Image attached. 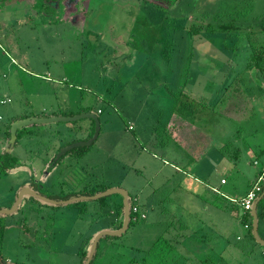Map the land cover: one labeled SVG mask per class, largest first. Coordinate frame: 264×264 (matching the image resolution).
I'll return each instance as SVG.
<instances>
[{
    "label": "rangeland",
    "instance_id": "obj_1",
    "mask_svg": "<svg viewBox=\"0 0 264 264\" xmlns=\"http://www.w3.org/2000/svg\"><path fill=\"white\" fill-rule=\"evenodd\" d=\"M263 13L264 0H172L164 9L146 0H59L58 8L0 0V151L14 118L91 110L100 120L86 146L99 148L93 186L125 189L145 214L102 237L90 264H264L240 204L264 166V73L249 63L252 46L264 48ZM92 125L84 117L23 127L10 152L25 165L0 175V209L25 181L63 198V182L77 189L82 182L46 170ZM101 198L34 210L42 201L25 196L0 213V259L83 264L91 235L118 224L122 197Z\"/></svg>",
    "mask_w": 264,
    "mask_h": 264
},
{
    "label": "water",
    "instance_id": "obj_2",
    "mask_svg": "<svg viewBox=\"0 0 264 264\" xmlns=\"http://www.w3.org/2000/svg\"><path fill=\"white\" fill-rule=\"evenodd\" d=\"M90 118L94 122V131L93 134L85 140H78L73 141L69 144L63 145L56 155L52 158V160H57L60 157H62L64 154H66L68 151L75 147H82V146H89L93 143V141L97 138L99 131H100V120L98 118V115L89 110L83 113L75 114V115H51V116H28L24 118L15 119L10 123L9 126V138L7 141V149L6 151L10 152L11 148L13 147L16 138H17V131L23 127H26L31 124H47L52 122H58V121H75L79 118ZM119 194L122 197V222L121 226L116 229H110L105 228L97 231L93 237L92 241L89 244V247L87 249L86 257L83 260V264H89L91 259L93 258V255L97 249V244L99 240L104 236H119L122 233L126 231V229L129 226L130 222V214H131V205L129 203V193L121 188V187H109L102 191L96 192L94 194L90 195H75L68 197L66 199H53L50 197H46L44 195H41L40 193L33 190L28 184L22 185L17 193L16 198L13 203V205L10 208H2L0 209V213H12L14 212L18 206L22 203V200H24V197L33 196L35 198L40 199L43 203L47 202L54 205H63L68 204L71 202L79 201V200H89V199H98L110 194ZM264 196V190L259 194V196L256 198V200L252 203V206L250 208V215H251V234L254 238V240L262 245L264 247V238H262L258 233V202L260 199ZM138 264V263H133Z\"/></svg>",
    "mask_w": 264,
    "mask_h": 264
},
{
    "label": "trees",
    "instance_id": "obj_3",
    "mask_svg": "<svg viewBox=\"0 0 264 264\" xmlns=\"http://www.w3.org/2000/svg\"><path fill=\"white\" fill-rule=\"evenodd\" d=\"M146 1H149V2L153 3L155 6L161 7L163 9L166 8L168 5H170V3L172 2V0H146ZM51 2L55 6H57V8L59 7V0H51ZM262 18H263V23L261 25V30L264 31V13H263V17ZM229 26H231V25L230 24H223V25L220 26V28L221 29H227ZM196 30L198 31V27H196ZM249 63H255L256 68L260 72L264 73V48L263 47L252 46V54H251V58H250ZM13 120H15V118ZM13 120H11V122ZM92 123H93L92 130H91L88 138L93 134V131H94V122H93V120H92ZM9 126H10V123L8 124V126H7V128L5 130V135H6L7 138H9V130H8ZM22 129L23 128H21V129H19L17 131V133H16V135H17L16 141L18 140V138H19V136L21 134V130ZM16 141H15V144H16ZM86 151H87V147L86 146H84V147L82 146V147L73 148L68 153L74 154L75 157H81V156H83L86 153ZM61 158L62 157H60L57 160H52V162L49 163V166H48L47 169H52L56 164H58L60 162ZM22 165H25V164H23L19 160V158L17 156L13 155L12 152H8L5 149L3 151H0V175L7 174L11 169L20 167ZM252 183H253V181H252ZM252 183H251V185H252ZM105 188H107V187H105ZM105 188L99 189V188H96V186H92L90 188V190L87 191V192H85V193L86 194H90V193L93 194V193H96L98 191L104 190ZM263 190H264V185L262 186V191ZM100 202L103 205L104 204V199L103 198H100ZM120 212L121 211L119 210V212H117V215H119ZM135 215L136 214H134L133 212H131L129 225L132 222L134 223V222H137V221L140 220V219L134 220L133 217ZM241 218H242L243 224L244 225L245 224L248 225L247 229L249 230V232L251 234V215H250V211H243V213L241 215ZM260 218L264 221V208L261 210V212L258 213V219H260ZM120 225H121V221H119V223L117 224V227H119ZM105 237H108V238L112 239L113 236H105ZM86 253H87L86 249H82V251L80 253L81 254V261L85 258ZM97 254H98V248L96 249L93 258ZM93 258L91 259V261L93 260ZM91 261H90V263H91ZM2 262L4 263V260H2ZM135 262H136L135 261V258L131 257L128 260V263L127 264H133ZM157 264H158V262H157Z\"/></svg>",
    "mask_w": 264,
    "mask_h": 264
},
{
    "label": "crops",
    "instance_id": "obj_4",
    "mask_svg": "<svg viewBox=\"0 0 264 264\" xmlns=\"http://www.w3.org/2000/svg\"><path fill=\"white\" fill-rule=\"evenodd\" d=\"M129 126H132V125L130 124ZM131 129H133V126L131 127ZM98 150H99V148L97 147L96 148V152L94 153V155L98 152ZM92 152L93 151H90V152L88 151L86 154H84L83 156H81L79 158L78 157H74L73 155L69 154L65 159H63L61 161L60 164H56V166H54L52 169H47L46 170L47 172L45 171L47 177L50 176V175L56 174L58 176V178L67 179L69 181V183L77 182V181L78 182H82V184L75 190H73V188L69 184L65 185L67 182L66 183L65 182H63V183L61 182L62 183L61 184V190L63 192H65V194L69 193V192L78 191L79 189L83 188L86 185L93 186V181H95V179H94V174L92 173L93 171H92L91 168L98 164V162L96 160H93V159L96 158V157H99V155L96 154V156H94ZM21 167H22V169L24 168L23 166H21ZM21 167H18L17 169H20ZM222 167H223V169L226 168L225 164L223 162H220V166H218L217 168L219 170ZM43 177L44 176H42V178ZM24 184L31 185V183L29 181H25V182L21 183L18 187L20 188ZM109 187L110 186H107V188H109ZM247 191L245 192V194L247 193ZM244 195H243V197H244ZM119 220H120L119 217H117V214H115L114 215V222L118 223ZM105 228H110V227L103 226L99 230L105 229ZM115 228L113 227V228H110V229H115ZM99 230H97V231H99Z\"/></svg>",
    "mask_w": 264,
    "mask_h": 264
},
{
    "label": "built area",
    "instance_id": "obj_5",
    "mask_svg": "<svg viewBox=\"0 0 264 264\" xmlns=\"http://www.w3.org/2000/svg\"><path fill=\"white\" fill-rule=\"evenodd\" d=\"M5 102H6L5 99L1 100V103H5ZM131 127L132 126H129V128ZM263 185H264V166L262 170L257 174L256 179L253 181L247 193L244 195V197L241 198L240 204L243 208V211H250L252 203L261 193ZM131 212L136 214L133 217L134 220L143 219L145 217V214L142 212V210L140 209L139 205H137V203H133L131 205ZM244 226L245 228L248 227L247 224H245Z\"/></svg>",
    "mask_w": 264,
    "mask_h": 264
},
{
    "label": "flooded vegetation",
    "instance_id": "obj_6",
    "mask_svg": "<svg viewBox=\"0 0 264 264\" xmlns=\"http://www.w3.org/2000/svg\"><path fill=\"white\" fill-rule=\"evenodd\" d=\"M66 145V144H65ZM62 146H60L58 149H57V151H55L54 152V155H53V157L56 155V152H58V150L61 148ZM69 152V151H68ZM54 160V159H53ZM33 190H35L36 192H38V193H40L41 195H44V196H46V197H50V198H53V199H66V198H68V197H70V196H75V195H90V194H86L85 192H87V191H89L90 190V188L92 187L91 185H86V186H84L83 188H81V189H79L78 191H74V192H69V193H66V194H68V197H66V198H63V197H58V195L57 194H55V192L52 190V191H50L49 189H48V187H43V186H41V188H40V190H39V188H36V186H32V183H31V185H29ZM50 192H49V191ZM53 192V193H52ZM65 194V193H64ZM28 198V197H27ZM30 201H31V199H30ZM29 202V199H24V200H22V203H28ZM32 202V201H31ZM21 203V204H22ZM42 204H43V202H41V203H39L38 201L36 202L35 201V203H30L29 204V206H31V207H33V209L34 210H41V206H42ZM40 212V211H39ZM117 217H119V221H121L122 222V207H121V212L119 213V215H117ZM119 223V222H118ZM121 226V225H120ZM119 226V227H120ZM119 227H117L116 226V228H119ZM115 228V227H114ZM115 228V229H116ZM93 236V234L91 235V237ZM105 237V236H104ZM83 249H85V247L83 248ZM95 254V253H94ZM94 256V255H93ZM262 256H264V250L262 251ZM0 262H1V264H10V263H7L6 261H4V263L2 262V259H0Z\"/></svg>",
    "mask_w": 264,
    "mask_h": 264
}]
</instances>
